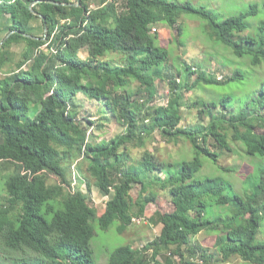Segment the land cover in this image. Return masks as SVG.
Here are the masks:
<instances>
[{
	"label": "trees",
	"instance_id": "1",
	"mask_svg": "<svg viewBox=\"0 0 264 264\" xmlns=\"http://www.w3.org/2000/svg\"><path fill=\"white\" fill-rule=\"evenodd\" d=\"M34 1L38 2L30 8ZM74 2L0 0V24L7 33L14 31L0 46V71L11 63L10 47L24 43L15 69L0 77V176L10 170L3 182L7 198L0 207V255L12 264H95L90 244L93 224L105 231L118 223L117 230L122 233L155 202V194H146L155 183L174 200L172 210H158L149 217L151 223L161 225L159 234L142 250L131 245L116 248L107 264H173L175 256L180 264H194L197 254L207 260L214 254L191 243L200 232L213 230L222 234L214 246L222 262L239 257L264 264V242L255 241L262 217L264 173L253 192L245 196L223 194L229 183L216 177H195L204 166L200 156L217 164L219 154L207 146L208 140L216 150L230 152L228 131L232 142H241L248 154L264 158V133L254 131L264 124V85L251 96L246 109L237 113L226 109L230 96L218 102L195 101L189 108L200 105L198 125L184 127L181 88L189 92L199 84L225 86L242 75L220 79L186 65L185 78L179 84L173 75L163 74L169 54L152 31L156 25H164L179 37L180 17L195 16L205 22L209 39L219 41L237 57L250 56L255 67L264 60V21L258 25L257 37L234 34L244 31V20L257 14L258 5L251 4L247 11L218 21L212 12L188 1L121 0L118 4L116 0H80L79 7L63 5ZM31 9L44 17L45 26ZM35 20L40 21V29L46 27V33L37 34ZM111 53L120 55L124 64L105 60ZM190 76H195L191 82L186 80ZM159 77L169 84L165 104L149 105V100L137 97L141 91L120 88L131 82L144 87L150 78ZM84 92L105 101L108 120L121 125L123 133L100 142L87 134L94 123L79 118L75 104ZM32 106L37 108L33 115ZM156 133L167 141L188 140L195 155L189 160L181 155L175 162L162 164L151 179H138L139 169L129 164L127 147L131 143L143 147ZM77 159L86 162L82 176L88 187L92 179L108 197L101 216L85 193L68 189L70 168ZM49 176L56 177L58 183L49 184ZM135 184L140 190L133 199ZM228 204L234 206L228 219L206 217L208 207Z\"/></svg>",
	"mask_w": 264,
	"mask_h": 264
},
{
	"label": "rangeland",
	"instance_id": "2",
	"mask_svg": "<svg viewBox=\"0 0 264 264\" xmlns=\"http://www.w3.org/2000/svg\"><path fill=\"white\" fill-rule=\"evenodd\" d=\"M118 4L121 0H116ZM178 2H190L194 6L203 7L206 10L212 12L218 21H221L230 16L237 15L241 12L248 10L251 4L258 5V12L254 16H249L244 20L245 29L240 34H234V37L241 35H252L254 37L259 36L258 25L264 21V8L262 3L264 0H177ZM94 5V3L92 4ZM180 24L182 25L181 36L177 37V31L169 29L164 25H156L152 31H156L158 34V41L160 45L168 51L169 60L166 64H163V74H170L174 76V79L181 84L185 78V72L183 71L186 65L191 66L196 71H204L208 74H214L220 79L223 76L225 79L231 74L242 75L241 79L229 83L225 86H213L199 84L193 90L189 92L183 91L181 88V113L183 120L181 125L184 127L193 128L198 125V106L190 107L195 101L200 102H218L223 96H230L231 100L226 106V109H230L231 113H237L242 109H246V105L250 104L252 97L254 96L261 85H264V60L260 61L257 66H252L250 61L251 57L244 55L243 57L235 56L232 51L222 45L215 39H209V35L206 33L205 22L198 19L195 16L182 15L180 17ZM33 25L38 28L37 34L42 35L45 33V28L40 29L41 23L39 20H35ZM47 31V29H46ZM7 28H3L0 24V42L5 38ZM43 48H45L43 46ZM24 49V43L13 44L10 47L11 51V63L7 64L3 71H0V77H3L5 73L12 71L16 67V63L22 58V50ZM112 65L124 64L123 58L115 53L108 54L104 57ZM29 63H26L22 68L27 69ZM195 76H190L187 81L191 82ZM168 81L162 78H150L147 81V85L144 87L137 82H131L124 87H120L124 90L141 91L137 97H142L149 100V105L165 104L168 99ZM145 89V90H144ZM142 94V95H140ZM90 93H85L77 97L75 104L79 110V118H88L94 123V127L91 128L92 138L98 140H110L115 136L123 133L124 128L113 123L110 120L105 110V101L102 99H96L92 97ZM249 102V103H248ZM248 103V104H247ZM36 107L32 106L31 115L36 111ZM248 109V108H247ZM207 110V109H206ZM205 110V111H206ZM213 110V109H212ZM208 111V110H207ZM252 111V110H250ZM207 118V116H206ZM104 122V123H103ZM102 128H98V126ZM258 131L254 128L256 133H264V124L256 126ZM253 130V128H252ZM227 141L231 146L230 152L222 149L216 150V145L210 139L207 142V146L212 151H217L219 154L217 164L213 163L205 156H200L203 163V169L195 175L197 179L203 180L206 178L216 177L219 181H225L229 183V187L223 188V194L237 193L241 196H245V193L253 192L254 186L258 185L262 174L264 173V158L260 155L248 154L245 147L241 142L231 141V131H228ZM251 138V136H249ZM90 138V139H92ZM229 139V140H228ZM128 159L135 160L134 164H138L143 159H147L152 156L151 159L156 161L157 168L160 170L162 164L172 163L178 160L181 155L185 160L192 159L195 155L193 148H191L189 141L178 138V140L167 141L162 138L158 133L154 135V138H148L146 146H138L136 144L128 145ZM148 154V156H147ZM75 163V161L73 162ZM72 163V164H73ZM81 163V164H80ZM80 164V165H79ZM132 163H130L131 165ZM78 165L80 166L78 169ZM72 166V165H71ZM230 167L229 171L223 170L221 167ZM86 167V162L79 160L77 162V169L80 174L83 175ZM137 171V168H135ZM10 174V170L1 173L0 176V207L4 205L6 194L4 191V178ZM80 175V176H81ZM82 177V176H81ZM222 179V180H221ZM264 181V176H263ZM93 182L89 179V183ZM49 184L58 183V179L54 176H49ZM231 183V184H230ZM92 184V183H91ZM76 188L81 189L88 198V202L91 206H94L91 193H87V186L80 183ZM264 188V187H263ZM232 189V190H231ZM140 186L135 184L131 191L133 199L136 198ZM154 192L158 194L160 199V207L157 206L156 211L167 212L173 209L171 204V198L169 197V191L160 189V185L152 183L147 188L146 194ZM260 195H264L261 191ZM107 198V197H106ZM107 199L97 203L106 202ZM96 204V203H95ZM261 204V205H260ZM261 207V220L258 225L257 233L255 236L256 242H264V198L260 200ZM159 208V209H158ZM234 210L232 204L220 205L208 207L206 210V217L217 218L226 220L228 219ZM147 223L132 222L122 233L117 230L118 223H114L108 230H101L95 223L93 224L95 234L92 237L90 244L93 250V257L95 264H107L109 255L116 248L131 245L133 248L141 249L151 241L160 232L161 225L154 224L149 221V218L145 217ZM211 235H217L218 230L209 232ZM192 245H199L197 241L193 240ZM198 247V246H197ZM201 248V247H200ZM205 249V248H201ZM174 252V248L171 252ZM185 251V249L183 250ZM202 250H199V253ZM186 255L188 253L185 251ZM150 253L148 254V257ZM214 256L207 260H202L197 254L193 257L194 264H227L222 262L220 255ZM228 264H253L242 260L241 258L234 257L230 259ZM0 264H12L9 259H6L0 255ZM153 264V263H151ZM173 264H180L178 257H173Z\"/></svg>",
	"mask_w": 264,
	"mask_h": 264
},
{
	"label": "crops",
	"instance_id": "3",
	"mask_svg": "<svg viewBox=\"0 0 264 264\" xmlns=\"http://www.w3.org/2000/svg\"><path fill=\"white\" fill-rule=\"evenodd\" d=\"M101 128H102V126H101ZM97 141L100 142L101 139H99V140L97 139ZM145 146H146V143H145ZM134 161L135 160L133 159L130 162L132 163L131 165L133 167L135 166V167H138V169H139L138 172L136 173L138 179H148V178L151 179L154 176L155 173H157L158 171H161V169L163 168L161 166L160 170H158L159 169V168H157L158 165L155 164L156 161L153 160V159H148L146 162H143V163H141L139 165L137 164L138 166L136 164H134ZM76 168H77V165H76ZM78 172L80 174L79 170H78ZM84 172H85V170H84ZM84 182H85V185L87 186V193H91L92 200L96 203V204L94 203L93 208L96 210L97 216H101L103 214L104 210H105L106 202H103V203H100V204H97V203L103 201L104 198H105V200L108 199V197L106 195H103L101 193V191L98 189V187L93 184V182H91L92 184L90 183V188L87 185V179L84 178ZM152 193L155 194V202L152 203V204H148L145 207L144 217L140 218V219L143 220V223H147V221L145 220V217L146 218L151 217L154 214V212L157 210V206L160 207V199H161V197L158 194L154 193V192H150L149 194H152ZM168 194H169V197L171 198V204H173L174 203L173 197L171 196L170 193H168ZM218 235L219 236L222 235L220 233V231H219V233L217 235H211L210 233H207L206 231H202V232H200L199 234L196 235L194 240L197 241V243L199 244L198 246H200L201 248L203 247L205 249H209V251L212 252L214 254V256L218 257L217 256L218 254L216 253V251H214V246H215V243L217 241ZM228 262H231V261L229 260ZM228 262H225V263L228 264Z\"/></svg>",
	"mask_w": 264,
	"mask_h": 264
},
{
	"label": "built area",
	"instance_id": "4",
	"mask_svg": "<svg viewBox=\"0 0 264 264\" xmlns=\"http://www.w3.org/2000/svg\"><path fill=\"white\" fill-rule=\"evenodd\" d=\"M72 2L73 1H75V0H71ZM91 128L88 130V132H87V134L89 135L90 133H91ZM80 159H77L76 161H75V163H73L72 164V166H71V168H70V170H71V183H70V185H69V190L71 191V192H75L76 190H79V191H81L82 193H84L81 189H79V188H76V186L78 185V184H80V183H83V184H85V182H84V178L83 177H81L80 176V174H79V172H78V170H77V168H76V165H77V162L79 161ZM142 219H140V218H133L132 219V222H140Z\"/></svg>",
	"mask_w": 264,
	"mask_h": 264
},
{
	"label": "water",
	"instance_id": "5",
	"mask_svg": "<svg viewBox=\"0 0 264 264\" xmlns=\"http://www.w3.org/2000/svg\"><path fill=\"white\" fill-rule=\"evenodd\" d=\"M36 2H38V1H34V2H32V3L30 4L29 7L32 8V6H33ZM49 2L52 3V4H58V5L60 4V3L56 2V1H49ZM63 5H72V6H77V7H79V6H80V0H75L74 3L63 4ZM31 12H32L35 16L39 17L43 22L45 21V20H44V17H43L41 14H39V13L33 11L32 9H31ZM44 26H45V22H44ZM13 33H14V31L9 32V33L5 36V38L0 42V46L3 44V42H5V41L8 39V38L10 37V35L13 34ZM45 33H46V27H45ZM25 36H28V35H25ZM29 37H31V36H29ZM31 38H33V39H37L36 37H31Z\"/></svg>",
	"mask_w": 264,
	"mask_h": 264
}]
</instances>
